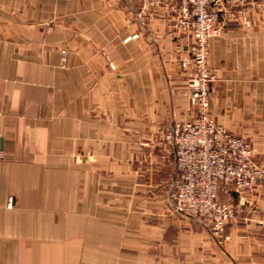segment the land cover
I'll return each instance as SVG.
<instances>
[{
    "label": "crops",
    "instance_id": "1",
    "mask_svg": "<svg viewBox=\"0 0 264 264\" xmlns=\"http://www.w3.org/2000/svg\"><path fill=\"white\" fill-rule=\"evenodd\" d=\"M252 1L220 7L210 109L264 162ZM171 20L140 0H0V264H264V185L222 187L237 206L227 239L169 207L177 167L163 136L193 113L190 45Z\"/></svg>",
    "mask_w": 264,
    "mask_h": 264
},
{
    "label": "built area",
    "instance_id": "2",
    "mask_svg": "<svg viewBox=\"0 0 264 264\" xmlns=\"http://www.w3.org/2000/svg\"><path fill=\"white\" fill-rule=\"evenodd\" d=\"M248 1L140 0L146 9L165 6L176 28L189 39L190 54L181 65L190 68L187 86L193 113L175 121L164 135L174 147L177 167L171 205L175 214L206 224L215 238H228L225 232L237 210L234 201L220 197L222 187L250 192L264 185V162L255 157L252 143L220 124L210 109L216 80L209 62L210 41L222 35V12L232 16ZM242 18L251 24L246 15Z\"/></svg>",
    "mask_w": 264,
    "mask_h": 264
},
{
    "label": "rangeland",
    "instance_id": "3",
    "mask_svg": "<svg viewBox=\"0 0 264 264\" xmlns=\"http://www.w3.org/2000/svg\"><path fill=\"white\" fill-rule=\"evenodd\" d=\"M252 1V0H251ZM254 1V0H253ZM252 1V2H253ZM256 2H253L252 4V9H254V13L255 14H257V16H264V0H255ZM248 6H249V8H251V5L250 4H248ZM248 6H246V7H248ZM172 18V17H171ZM172 24H174V26H175V22H174V20H173V18H172ZM188 40V42H189V39H187ZM62 52H63V57H62V60H63V62L64 61H66V54H67V50L66 49H63L62 50ZM188 92L190 93V91H189V89H188ZM191 115V114H190ZM190 116H187V117H185V118H180V119H177V120H175V121H179V120H184V119H187V118H189ZM167 132V131H166ZM165 132V133H166ZM165 133H164V135H165ZM163 138H164V136H163ZM165 139V138H164ZM146 140H147V137L146 136H141V142L143 143V144H145L146 143ZM170 194H171V191H170ZM220 197L221 198H224L225 197V194L223 193V194H220ZM169 207H170V209H171V212H172V214L173 215H175L176 217H182V216H179V215H177V214H175L174 212H173V210H172V205H171V195H170V198H169ZM183 218H186V217H183ZM188 218V217H187ZM189 219H192V218H189ZM261 219H264V218H261ZM192 220H194V219H192ZM197 221V220H196ZM263 226H264V222L263 223H261Z\"/></svg>",
    "mask_w": 264,
    "mask_h": 264
}]
</instances>
